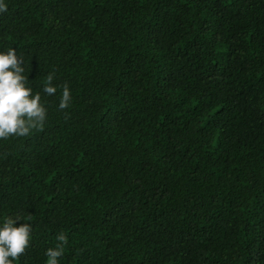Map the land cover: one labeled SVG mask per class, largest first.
I'll use <instances>...</instances> for the list:
<instances>
[{"label":"trees","instance_id":"trees-1","mask_svg":"<svg viewBox=\"0 0 264 264\" xmlns=\"http://www.w3.org/2000/svg\"><path fill=\"white\" fill-rule=\"evenodd\" d=\"M6 3L0 51L47 109L0 139V219L32 227L13 264L58 234L59 264H264V0Z\"/></svg>","mask_w":264,"mask_h":264},{"label":"clouds","instance_id":"clouds-1","mask_svg":"<svg viewBox=\"0 0 264 264\" xmlns=\"http://www.w3.org/2000/svg\"><path fill=\"white\" fill-rule=\"evenodd\" d=\"M8 10L6 0H0V13ZM54 77L47 76L43 93L54 95L57 88L52 84ZM71 100L70 90L64 85L58 107L65 109ZM47 118V109L42 103L40 92H33L29 86L24 68L14 48L0 51V139L10 136L23 137L33 130H43ZM19 217L0 219V264H13L29 246L32 227L29 223H20ZM60 242L55 248L46 251V264H59L66 242L64 234H58Z\"/></svg>","mask_w":264,"mask_h":264}]
</instances>
